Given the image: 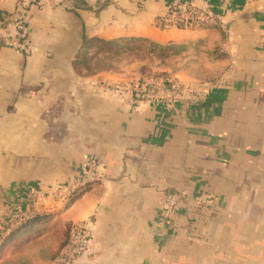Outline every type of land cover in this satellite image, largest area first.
I'll use <instances>...</instances> for the list:
<instances>
[{"label": "crops", "instance_id": "obj_1", "mask_svg": "<svg viewBox=\"0 0 264 264\" xmlns=\"http://www.w3.org/2000/svg\"><path fill=\"white\" fill-rule=\"evenodd\" d=\"M43 1L25 14L29 52L0 40V226L31 189L47 194L90 160L105 179L47 198L46 213L60 212L9 235L0 264H53L70 224L89 216L93 252L76 264H264V0H196L225 29L179 32L156 21L175 0ZM18 5L0 0V20ZM125 36L200 52L183 98L133 107L80 72L86 38ZM167 192L188 199L163 219Z\"/></svg>", "mask_w": 264, "mask_h": 264}, {"label": "built area", "instance_id": "obj_2", "mask_svg": "<svg viewBox=\"0 0 264 264\" xmlns=\"http://www.w3.org/2000/svg\"><path fill=\"white\" fill-rule=\"evenodd\" d=\"M44 3L43 0H19L18 8L4 14L0 20V30H3V32L0 31V40L7 46L29 52L31 49L30 27L25 14L31 4L42 7ZM156 21L162 28L197 29L218 26L225 29V22L217 15L208 1L199 3L196 0H175L165 12L157 17ZM4 29L6 30L4 31ZM141 86L144 89L154 88L150 80L141 82ZM125 101L129 102L127 99ZM130 101L133 102L132 99ZM104 172L105 168L101 162L90 160L72 179L60 183L54 189L49 190L47 194H42L35 188L31 189L21 202L13 206L8 219L0 226V244L3 243L4 238L21 227L27 220L44 211L43 208L47 207L44 203L46 198L53 200L56 199L53 197L61 198L68 194L70 196L77 186H92L104 180ZM185 199H188L185 192L165 193L162 198V218H168L173 212L178 211ZM196 199L203 203L212 202V197L209 195L196 196ZM92 221V217L89 216L70 224L66 240L55 255L53 264H76L92 254L94 246Z\"/></svg>", "mask_w": 264, "mask_h": 264}, {"label": "rangeland", "instance_id": "obj_3", "mask_svg": "<svg viewBox=\"0 0 264 264\" xmlns=\"http://www.w3.org/2000/svg\"><path fill=\"white\" fill-rule=\"evenodd\" d=\"M166 29L174 32L188 31L186 28L177 27ZM187 47L182 43H172V41L157 43L142 36H125L109 40L90 37L85 39L84 44L77 51L76 60L80 72L96 73L100 75V78L105 77L106 79L102 82L98 80L102 88L111 89L124 101L127 99L129 101L127 103L132 104L133 107L150 103L166 107L174 105L191 88L190 82L186 81L184 75L189 68L190 61L187 58H196L200 52L190 51ZM196 68L199 69L201 66L198 65ZM179 72L184 78L175 77V74ZM145 80L152 81L154 88L144 89L141 82ZM198 83L195 82L198 85L197 88L201 90L203 86ZM131 99L133 102L130 101ZM46 199L44 203L48 201ZM49 201H55V199ZM46 206L43 208L44 214L54 215L60 212L52 209L46 213L48 207L51 208L47 204ZM66 207L67 204L64 201L60 210ZM51 234L50 237L42 235L34 241L33 246L52 244L56 238L61 237L62 232L58 229ZM7 239L4 238V244ZM3 243L0 244V249L4 246Z\"/></svg>", "mask_w": 264, "mask_h": 264}, {"label": "trees", "instance_id": "obj_4", "mask_svg": "<svg viewBox=\"0 0 264 264\" xmlns=\"http://www.w3.org/2000/svg\"><path fill=\"white\" fill-rule=\"evenodd\" d=\"M39 215H40V214L35 215L33 218L27 220L25 223H28L29 221H31V220L37 218ZM25 223H24V224H25ZM24 224H23V225H24ZM23 225H22V226H23ZM19 228H20V227H19ZM19 228H17V229H19ZM17 229H16V230H17ZM16 230H14L13 232H15ZM13 232H12V233H13ZM12 233H11V234H12ZM11 234H10V235H11ZM8 237H9V236H7L6 238H8ZM6 238H5V239H6ZM65 240H66V239H65ZM63 243H64V242H63ZM61 246H62V245H61Z\"/></svg>", "mask_w": 264, "mask_h": 264}]
</instances>
